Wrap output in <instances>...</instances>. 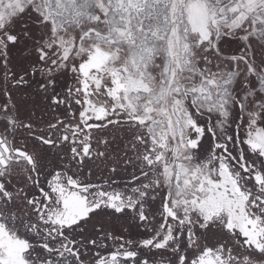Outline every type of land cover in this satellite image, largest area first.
I'll return each instance as SVG.
<instances>
[{"label": "snow or ice", "instance_id": "obj_1", "mask_svg": "<svg viewBox=\"0 0 264 264\" xmlns=\"http://www.w3.org/2000/svg\"><path fill=\"white\" fill-rule=\"evenodd\" d=\"M0 264H264V0H0Z\"/></svg>", "mask_w": 264, "mask_h": 264}]
</instances>
